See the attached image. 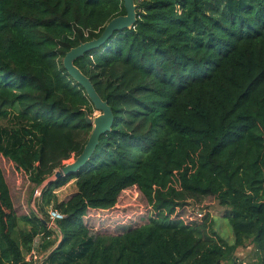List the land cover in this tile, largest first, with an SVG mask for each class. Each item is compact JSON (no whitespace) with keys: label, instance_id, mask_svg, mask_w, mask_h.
<instances>
[{"label":"trees","instance_id":"16d2710c","mask_svg":"<svg viewBox=\"0 0 264 264\" xmlns=\"http://www.w3.org/2000/svg\"><path fill=\"white\" fill-rule=\"evenodd\" d=\"M135 2L134 28L75 62L112 129L78 173L55 179L96 111L64 57L126 15L124 0H0V264H35L37 239L44 264H243L248 246L244 263L264 264V0ZM3 158L40 189L37 211L19 215ZM134 187L151 207L143 224L93 226L89 214ZM52 208L64 215L56 229Z\"/></svg>","mask_w":264,"mask_h":264},{"label":"rangeland","instance_id":"374dc122","mask_svg":"<svg viewBox=\"0 0 264 264\" xmlns=\"http://www.w3.org/2000/svg\"><path fill=\"white\" fill-rule=\"evenodd\" d=\"M99 114L100 112L96 110L93 113V117L98 116ZM73 161H75V159L70 160L66 164L72 163ZM2 167L10 184L14 203L19 215H25L30 213L32 210L37 211L36 200L40 196V189L33 191V185L30 184L27 176L18 171L15 168V165L9 160L3 158ZM52 179L53 177H51V180ZM76 190L77 188L75 183L70 182L67 186L58 191L59 199L63 200L69 197ZM150 208L149 202L141 190L138 187L131 188L127 192L123 193L119 204L115 209L114 215L110 219H107L104 223L99 221L97 228L102 227V230L105 231L116 230L112 229L111 226H115L117 224V229L123 228V224H127V228L139 226L143 224V220L145 218H149ZM224 210V208L217 205L211 208V213L216 217V225L220 234L223 238L227 239L230 244H232L234 242V235L228 219L222 218L225 215ZM106 224H109L110 227H106ZM252 255V246L240 248L236 252V256L246 263L255 261L251 260Z\"/></svg>","mask_w":264,"mask_h":264},{"label":"water","instance_id":"95a60500","mask_svg":"<svg viewBox=\"0 0 264 264\" xmlns=\"http://www.w3.org/2000/svg\"><path fill=\"white\" fill-rule=\"evenodd\" d=\"M126 15L112 19L105 27L101 36L72 48L64 57L63 64L69 75L81 85L94 105L100 112L98 116H91L86 112V120L93 127L89 140L83 152L72 163L66 164L54 175L55 179L76 174L83 168L94 154L100 137L112 129L114 114L111 106L98 94L91 80L75 65V62L86 53L102 47L117 31L134 28L138 21L137 5L135 0H124Z\"/></svg>","mask_w":264,"mask_h":264},{"label":"built area","instance_id":"2783aa9c","mask_svg":"<svg viewBox=\"0 0 264 264\" xmlns=\"http://www.w3.org/2000/svg\"><path fill=\"white\" fill-rule=\"evenodd\" d=\"M115 209L111 210L110 212H106V213L101 212V211H94L91 214H89V216H87V217L90 219L93 226H95L97 228V225H99V221H102V223H104L107 221V219H110L114 215ZM48 216H49V227L53 228V229H56L57 228V222L64 218V215L60 211L53 209V208L49 210ZM200 216H201V214H200ZM123 225H125V224H123ZM116 226H118V224L115 226H111V227L115 228ZM106 227H110L109 224H106ZM100 229H102V227H100ZM39 242H40V240L37 239L35 244H34L32 252L27 256V261L35 262V264H44V260L42 259V257L37 252ZM241 261H243V260H241ZM244 262L245 261H243V264H245Z\"/></svg>","mask_w":264,"mask_h":264},{"label":"crops","instance_id":"0c3cea01","mask_svg":"<svg viewBox=\"0 0 264 264\" xmlns=\"http://www.w3.org/2000/svg\"><path fill=\"white\" fill-rule=\"evenodd\" d=\"M71 182H74V181H71ZM68 184H69V183H68ZM68 184H67V185H68ZM67 185H66V186H67ZM63 188H64V187H63Z\"/></svg>","mask_w":264,"mask_h":264}]
</instances>
